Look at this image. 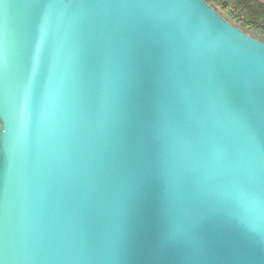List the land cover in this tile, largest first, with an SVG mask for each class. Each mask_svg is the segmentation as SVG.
Segmentation results:
<instances>
[{
    "label": "water",
    "instance_id": "obj_1",
    "mask_svg": "<svg viewBox=\"0 0 264 264\" xmlns=\"http://www.w3.org/2000/svg\"><path fill=\"white\" fill-rule=\"evenodd\" d=\"M0 264H264V38L207 0H0Z\"/></svg>",
    "mask_w": 264,
    "mask_h": 264
},
{
    "label": "trees",
    "instance_id": "obj_2",
    "mask_svg": "<svg viewBox=\"0 0 264 264\" xmlns=\"http://www.w3.org/2000/svg\"><path fill=\"white\" fill-rule=\"evenodd\" d=\"M231 23L264 37V5L258 0H207Z\"/></svg>",
    "mask_w": 264,
    "mask_h": 264
},
{
    "label": "crops",
    "instance_id": "obj_3",
    "mask_svg": "<svg viewBox=\"0 0 264 264\" xmlns=\"http://www.w3.org/2000/svg\"><path fill=\"white\" fill-rule=\"evenodd\" d=\"M259 2H261V3H263V5H264V0H258Z\"/></svg>",
    "mask_w": 264,
    "mask_h": 264
},
{
    "label": "rangeland",
    "instance_id": "obj_4",
    "mask_svg": "<svg viewBox=\"0 0 264 264\" xmlns=\"http://www.w3.org/2000/svg\"><path fill=\"white\" fill-rule=\"evenodd\" d=\"M253 34H254V33H253ZM254 35H259V34H256V33H255ZM259 36H261V35H259ZM261 37H262V36H261ZM263 38H264V37H263Z\"/></svg>",
    "mask_w": 264,
    "mask_h": 264
},
{
    "label": "snow or ice",
    "instance_id": "obj_5",
    "mask_svg": "<svg viewBox=\"0 0 264 264\" xmlns=\"http://www.w3.org/2000/svg\"><path fill=\"white\" fill-rule=\"evenodd\" d=\"M4 7H7V5L5 4V5H3Z\"/></svg>",
    "mask_w": 264,
    "mask_h": 264
}]
</instances>
